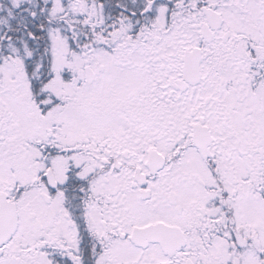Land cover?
I'll list each match as a JSON object with an SVG mask.
<instances>
[{"label":"snow or ice","instance_id":"snow-or-ice-1","mask_svg":"<svg viewBox=\"0 0 264 264\" xmlns=\"http://www.w3.org/2000/svg\"><path fill=\"white\" fill-rule=\"evenodd\" d=\"M0 264H264V0H0Z\"/></svg>","mask_w":264,"mask_h":264}]
</instances>
